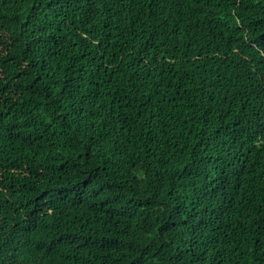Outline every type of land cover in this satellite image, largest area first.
<instances>
[{"label": "trees", "instance_id": "16d2710c", "mask_svg": "<svg viewBox=\"0 0 264 264\" xmlns=\"http://www.w3.org/2000/svg\"><path fill=\"white\" fill-rule=\"evenodd\" d=\"M0 264H264V0H0Z\"/></svg>", "mask_w": 264, "mask_h": 264}, {"label": "bare ground", "instance_id": "6f19581e", "mask_svg": "<svg viewBox=\"0 0 264 264\" xmlns=\"http://www.w3.org/2000/svg\"><path fill=\"white\" fill-rule=\"evenodd\" d=\"M262 79V78H261Z\"/></svg>", "mask_w": 264, "mask_h": 264}]
</instances>
